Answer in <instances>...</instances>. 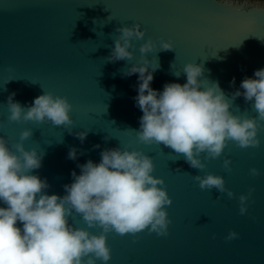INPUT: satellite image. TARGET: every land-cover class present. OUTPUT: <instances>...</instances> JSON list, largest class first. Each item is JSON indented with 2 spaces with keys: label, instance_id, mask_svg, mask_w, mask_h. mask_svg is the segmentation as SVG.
<instances>
[{
  "label": "water",
  "instance_id": "95a60500",
  "mask_svg": "<svg viewBox=\"0 0 264 264\" xmlns=\"http://www.w3.org/2000/svg\"><path fill=\"white\" fill-rule=\"evenodd\" d=\"M135 23L147 30L144 41L133 40L130 50L135 59L107 62L119 35L116 29ZM149 37L157 50L161 38L175 48L147 54L153 67L155 57L159 61L153 89L163 91L166 83H186L184 66L195 62L204 66L202 79L219 82L232 99L237 90L243 91V79L255 78V71L264 68V4L249 0H0V135L12 147L22 131L32 129L25 148L44 155L42 167L31 174L48 181V195L64 196L65 185L73 182L72 172L80 174L78 165L88 160L99 163L104 149H137L153 157V175L165 180L161 187L166 186L173 200L167 207L172 221L169 234L109 233L112 259L108 264H264V127L259 147L242 149L230 142L219 159H204L203 171L190 167L183 157L177 159L163 144L140 143L136 132L143 112L135 100L139 73L124 76L121 69L141 61L139 49ZM44 91L67 97L73 105L71 132L47 122L8 120L10 95L15 93L14 100L27 107ZM253 103L241 95L230 110L252 117L256 115ZM88 130L82 143L76 133ZM70 148L77 149L76 160L68 159ZM226 158L232 161L231 171L223 167ZM253 167L261 175L251 176ZM206 173L223 176L236 198L216 189L202 190L193 177ZM251 188L255 191L249 197L248 212L241 215L238 198ZM5 206L0 202V207ZM69 223L88 229L79 215L74 214ZM89 231L100 234L102 229ZM231 231L239 237L226 240Z\"/></svg>",
  "mask_w": 264,
  "mask_h": 264
},
{
  "label": "clouds",
  "instance_id": "9594fccd",
  "mask_svg": "<svg viewBox=\"0 0 264 264\" xmlns=\"http://www.w3.org/2000/svg\"><path fill=\"white\" fill-rule=\"evenodd\" d=\"M146 31L139 23L117 28L119 35L107 62L134 60L135 54L130 50L134 47L133 40L144 41ZM171 50H175L172 42L161 38L157 50V44L149 37L140 46L141 61L126 71L121 69L124 76L139 73L135 97L143 112L136 132L139 142L163 144L173 150L177 159L183 157L190 167L200 171L207 168L204 159H219L230 142L242 149L259 147V133L264 127V68L255 71V78L243 79L240 84L243 91L237 90L232 99L219 82L202 79L204 66L195 62L184 66L186 83H166L163 91L155 90L151 84L159 61L155 57L153 67L147 54ZM12 70L9 66V71ZM231 83L234 85L235 79ZM241 95L248 102L254 101L255 116L236 115L230 110L232 101ZM14 96L15 93L9 96L7 104L10 122H47L71 132L73 105L67 97L44 91L26 107L15 101ZM89 131L78 132L76 136L83 143ZM31 136L32 129H25L19 141L9 147L8 140L0 135V202L6 205L0 207V264H97L98 261L108 264L112 259L109 233L135 236L147 230L160 236L169 234L172 221L167 207L173 200L166 186L161 187L165 180L153 175L156 170L153 157L137 149H104L99 163L88 160L78 165L80 174L72 172L73 182L65 185L64 196L48 195V181L31 174L42 167L44 155L35 148H25L24 141ZM77 157V149L70 148L68 159ZM231 164V159H224L225 170L231 171ZM249 174L257 177L261 171L253 167ZM193 179L202 190L216 189L236 198L223 176L206 173ZM254 191L251 188L247 195L239 196L241 215L248 212V200ZM74 214L82 217L88 229L69 223ZM94 227L102 229L100 234L89 231ZM238 237L237 232L231 231L225 239Z\"/></svg>",
  "mask_w": 264,
  "mask_h": 264
},
{
  "label": "rangeland",
  "instance_id": "374dc122",
  "mask_svg": "<svg viewBox=\"0 0 264 264\" xmlns=\"http://www.w3.org/2000/svg\"><path fill=\"white\" fill-rule=\"evenodd\" d=\"M242 1V0H239ZM251 3H259V4H264V0H249Z\"/></svg>",
  "mask_w": 264,
  "mask_h": 264
}]
</instances>
